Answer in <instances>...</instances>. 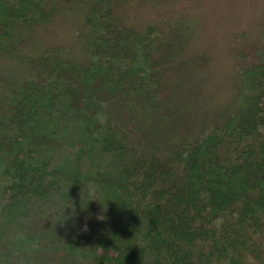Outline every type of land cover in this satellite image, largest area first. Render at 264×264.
Listing matches in <instances>:
<instances>
[{"label": "trees", "instance_id": "16d2710c", "mask_svg": "<svg viewBox=\"0 0 264 264\" xmlns=\"http://www.w3.org/2000/svg\"><path fill=\"white\" fill-rule=\"evenodd\" d=\"M123 1L0 0V264H264V45L231 105L180 134L167 72L189 33L128 26ZM62 13L77 56L41 42ZM95 205L85 234L41 218L76 229Z\"/></svg>", "mask_w": 264, "mask_h": 264}, {"label": "rangeland", "instance_id": "374dc122", "mask_svg": "<svg viewBox=\"0 0 264 264\" xmlns=\"http://www.w3.org/2000/svg\"><path fill=\"white\" fill-rule=\"evenodd\" d=\"M124 2V3H123ZM123 22L141 32L148 26H155L166 36L181 38L180 32L188 31V39L182 51L178 45L173 53L180 64L176 69L172 64L167 72L180 71L178 85L183 102L176 103L172 109L175 127L180 129L183 120L203 122L213 120L223 109L230 106L237 90V75L242 67L254 62L258 48L264 45V0H124ZM81 21L74 14L62 13L56 16L45 33L43 44H63L73 48L79 55L76 42ZM47 29V28H46ZM6 68L14 70L15 64L5 63ZM179 69V70H178ZM172 83V82H171ZM174 84V83H173ZM175 85V84H174ZM186 106V108H185ZM166 112H169L166 111ZM171 122V120H170ZM174 127V128H175ZM52 210L46 212L43 222L54 226L68 235L85 234L97 230L103 222L104 211L98 205L89 214L90 220L83 215L76 216L77 228H62L55 222ZM58 256V255H57ZM57 256L51 251H42L31 261L32 264H55Z\"/></svg>", "mask_w": 264, "mask_h": 264}]
</instances>
